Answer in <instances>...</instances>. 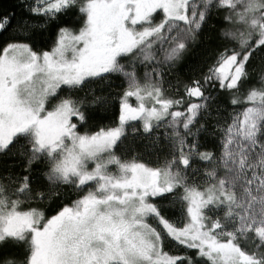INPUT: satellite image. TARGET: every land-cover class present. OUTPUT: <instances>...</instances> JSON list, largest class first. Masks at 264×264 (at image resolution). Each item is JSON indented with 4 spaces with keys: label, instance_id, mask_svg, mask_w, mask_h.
Segmentation results:
<instances>
[{
    "label": "snow or ice",
    "instance_id": "snow-or-ice-1",
    "mask_svg": "<svg viewBox=\"0 0 264 264\" xmlns=\"http://www.w3.org/2000/svg\"><path fill=\"white\" fill-rule=\"evenodd\" d=\"M0 264H264V0H0Z\"/></svg>",
    "mask_w": 264,
    "mask_h": 264
}]
</instances>
